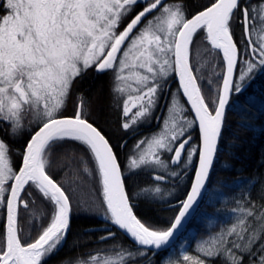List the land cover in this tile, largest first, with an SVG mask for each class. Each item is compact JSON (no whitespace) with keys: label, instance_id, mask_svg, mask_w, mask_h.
<instances>
[{"label":"snow or ice","instance_id":"snow-or-ice-1","mask_svg":"<svg viewBox=\"0 0 264 264\" xmlns=\"http://www.w3.org/2000/svg\"><path fill=\"white\" fill-rule=\"evenodd\" d=\"M236 24L242 26L252 56L244 58L246 67L238 75L242 82L264 70V35L253 39L257 30L264 28V0L254 7L243 0H209L191 18L184 5H168L165 0H0V124L10 136L18 134L25 118L36 124L18 169L13 166L8 144L0 139V208L5 213L0 264H46L65 242L72 204L50 174V157L67 142L80 144L89 154L92 166L83 156L79 163L83 173L100 186L103 220L138 245L160 249L169 243L205 188L219 150L226 106L233 93L242 91L243 85L234 80L240 62L234 39ZM201 37L211 45L206 51L217 56L222 53L223 59L222 87L211 102H206L192 67L194 39ZM89 68L112 72V91L123 97L126 119L121 127L126 132L135 131L132 126L152 114L168 78H179L178 91L190 104L193 119L184 118L185 106L174 96L160 131L139 140L134 146L137 155L128 162L130 171L150 167L177 176L178 172L169 171L170 164L188 167L194 157L197 159L191 191L167 230L150 228L134 213L114 146L90 122L84 97L77 96L73 115H64L74 83ZM194 129L199 130L202 146L192 142ZM63 159L75 162L72 156ZM154 179L165 177L156 175ZM160 192L155 186L140 194L148 197ZM37 197L43 204L39 211L29 207ZM21 208L31 218L46 219L35 239L22 236ZM233 214L235 221L213 238L215 250L202 244V254L222 257L228 264H243L245 256L249 264H264V205L257 210L249 201L234 208ZM114 236L115 232L109 231L100 239ZM145 254L142 249L135 253L122 249L114 255L98 252L87 261L78 258L69 264H127ZM182 259L205 264L187 254Z\"/></svg>","mask_w":264,"mask_h":264},{"label":"trees","instance_id":"trees-1","mask_svg":"<svg viewBox=\"0 0 264 264\" xmlns=\"http://www.w3.org/2000/svg\"><path fill=\"white\" fill-rule=\"evenodd\" d=\"M175 1L185 6L189 18L196 12L203 10L209 2V0ZM234 39L240 49L238 77L242 68V58L247 55L246 42L240 24H236L234 27ZM197 40L202 43L205 49H211L208 42L202 37L195 38L194 43ZM207 53L206 57L211 62V66L206 71L204 70L201 75L195 72L206 102H211L217 97L222 87L223 61L220 55H214L216 56V61H214L213 54L209 51ZM247 56L249 57V55ZM196 66L199 67V64ZM192 67L195 69L194 65ZM110 75L111 73L94 75L91 70H88L77 78L72 93L73 96L82 95L85 101L89 102L91 107L90 122L94 123L114 146L123 174H125V161L123 158L132 144L128 142L124 150L119 147V141L125 137L126 133L119 131L118 113L112 106ZM247 83L241 92L233 93L206 195L196 219L188 232L179 241L181 243L190 239L189 252L192 253L191 255L194 258L203 260L205 264H228L222 257L212 258L203 255L200 247L202 244L210 245L215 250L213 238L217 237L222 230L230 227L236 219L233 209L245 206L249 201L256 205L257 210L264 205V198L261 197V191L264 189V70L259 72L251 82ZM175 86L179 90L177 81ZM69 112L72 113L66 114L67 116L74 113L71 110ZM35 128L27 134L21 133V136L17 134L18 136L15 135L17 138H11L10 153L12 150L13 153L21 154ZM72 150H74V155ZM66 156H72L75 162L69 164L68 160L63 159ZM80 156L87 159L89 166H92L87 150L74 142H67L62 148H57L50 157L52 162L50 174L69 195L72 204V215L65 242L59 251L47 258L46 264H64L67 261L74 262L78 258L87 261L90 255L98 252L101 255H110L119 252L120 249L133 253L139 249L115 226L103 220L102 216L83 211V202H88L94 192L97 193V198L101 203L102 196L97 180L83 173L82 166L79 163ZM20 162L21 158L20 160L18 158L16 167H19ZM141 174L135 173L130 178L124 176L126 191L130 197L133 210L137 217L150 228L167 230L175 218L176 211L166 210L163 208L164 205H159L148 200V198L139 196L141 187L148 185L147 179ZM192 176L193 174L189 175L186 181L183 182L184 192L182 196L187 192ZM139 181L143 183H140L139 188L136 189L133 184ZM89 188L91 191H89ZM77 202L80 208L75 211L74 204ZM29 207L39 211L43 207L41 199L37 197L36 203L34 205L30 203ZM4 215L5 213L1 218L0 230L3 228ZM42 222L46 223V219L42 221L40 218H31L29 213L21 208L19 227L23 229L22 236L25 239L37 238ZM103 224L111 225V232H115L116 235L114 238L101 241L100 237L107 234V232L101 230L102 228H99ZM193 226L195 231L191 229ZM261 242L264 243V241ZM177 246L178 244L156 256L152 252L142 249L146 254L137 255L134 260L129 259L127 264H193L190 261L185 262L181 258ZM221 248H223V245H221ZM243 264H249L247 256L244 257Z\"/></svg>","mask_w":264,"mask_h":264},{"label":"rangeland","instance_id":"rangeland-1","mask_svg":"<svg viewBox=\"0 0 264 264\" xmlns=\"http://www.w3.org/2000/svg\"><path fill=\"white\" fill-rule=\"evenodd\" d=\"M254 3L252 4V6L251 7H254V6H257V5H259L260 3H261V0H254L253 1ZM175 4H182V3H180V2H174V3H172V4H170V5H175ZM187 14V13H186ZM262 35H264V28H260V29H258L257 30V32L255 33V35L253 36V39L254 40H257L260 36H262ZM209 45V44H208ZM209 48H210V46H209ZM197 53H198V55H197ZM206 54H208L207 53V51H206V49L203 47V45H202V43L201 42H199V40H197V41H195V43H194V46H193V59H192V65H194V67H195V69H196V72H197V74L198 75H201L203 72H204V70L206 71V69L208 68V67H210L211 66V62L210 61H208V59H207V57H206ZM247 55H249V57L247 56ZM247 57H248V59L250 60V59H252V56H251V54H249L248 53V50H247ZM210 56V55H209ZM214 56V55H213ZM211 58H212V56H210ZM215 57L216 56H214V58H213V60L214 61H216V59H215ZM244 56H243V58H242V68L241 69H243V68H245L246 67V65L244 64ZM199 64V67L198 66H196V65H198ZM240 69V70H241ZM89 70V69H88ZM87 70V71H88ZM262 70H258V71H255L253 74H252V78L249 80V79H245V81H239L238 80V77H237V83H241L242 85H243V87H242V89L244 88V86L246 85V84H248L247 82H251L257 75H258V73L259 72H261ZM196 72H195V75H197L196 74ZM216 72V71H215ZM240 72V71H239ZM239 75V74H238ZM170 77H172V76H170ZM169 77V78H170ZM79 78V77H78ZM112 78H113V75H112ZM112 85H113V80H112ZM73 89V88H72ZM111 92L112 93H114L113 91H112V88H111ZM176 97L177 99H179L180 101H181V103H183L184 104V106H185V109H186V111L184 112V118H186V119H190L189 117H188V111H187V106L185 105V103L183 102V100H182V98L180 97V95H179V91L176 89L174 92H173V94L171 95V97H170V101H169V105H168V107L170 106V104H171V102H172V98L173 97ZM117 97H121V96H119V94H117ZM76 98H77V96L75 95V96H73V93L71 92V96H70V98H69V101H68V104H67V107H66V109H65V111H64V115H66V114H70V113H72V112H69V110H71V111H74V105H75V103H76ZM155 110V108L153 109V111ZM153 111H152V113H153ZM167 115H168V108H167V113H166V116H164L163 117V119L165 118V117H167ZM151 120H152V116L150 115V116H148L147 118H145L142 122H139V123H149V122H151ZM24 122H25V120H24ZM29 124V121H27V125ZM31 124H32V126H33V128H34V126L36 125L34 122H31ZM162 125H163V122H162ZM135 126V125H134ZM24 127V126H23ZM161 129V128H160ZM160 129L158 130V131H156V132H153V133H150V134H147V135H143V136H140L137 140H136V142L135 143H133L129 148H128V150H127V153H126V161H125V172H126V175L127 174H134V173H136V174H141V175H143V177L144 178H147L149 175H152V174H160V175H163V176H167V177H169L171 180H177L179 177H180V174H181V172L184 170V166L183 165H181L180 167H178V168H171V164L169 165V171H176V172H178L179 173V175H177V176H171V175H169L168 173H166V172H163V171H160L159 169H154V168H150V167H144V168H142V170H135V171H130V170H128V162H129V158L130 157H135L136 155H137V150L135 149V144L139 141V140H141V139H145V140H147V139H150L152 136H153V134H155V133H157V132H159L160 131ZM164 158L165 159H167L168 158V154H165V156H164ZM194 160H195V157H194V159H193V162H192V164L194 163ZM191 164V165H192ZM190 166V165H189ZM188 168V167H187ZM160 183V182H159ZM159 183H150L149 185H147V186H142L141 187V190L142 189H145V188H154L155 186H159L160 188H161V192L160 193H153V194H151L150 196H148V197H145L144 195H141L140 193H141V191L139 192V196H142V197H145V198H148V200H150V201H152V202H155V203H157V204H159V205H163L164 204V206H166V205H168V204H170V203H172L174 200H176V199H178L180 196H182V193L184 192L183 191V186L182 185H180V186H177V187H170V188H168L166 185H163V184H159ZM89 191H91L90 190V188H89ZM89 193V192H88ZM97 193L96 192H94L93 193V195L90 197V199L88 200V202H83V207L85 208V210H84V208H83V211H86V212H89V213H92L93 215H97V216H103V211H104V207H103V205H102V203L100 202V200H98V198H97ZM86 203V204H85ZM163 206V207H164ZM80 208V206H79V204H78V202L76 203V204H74V210L76 211V210H78ZM82 210V209H81ZM3 213H4V210L2 209V208H0V221H1V218H2V215H3ZM195 226V225H194ZM194 226L191 228L192 230H194ZM195 231V230H194ZM192 233H193V231H192ZM190 242H191V240L190 239H188V240H186V241H184V242H181L177 247H178V251H179V255L181 256V258L183 257V255H185V254H187V255H189V256H191V257H193L194 258V256L193 255H191L192 253H190L189 252V250H188V247L190 246ZM121 250V249H120ZM120 250H119V252H120ZM125 250V249H124ZM115 253H111L110 255H114ZM195 259V258H194ZM82 260H84V259H82ZM201 260V259H200ZM129 261V260H128ZM190 262H192V261H190ZM128 263V262H127ZM193 263V262H192ZM64 264H69V262L67 261V262H64Z\"/></svg>","mask_w":264,"mask_h":264},{"label":"flooded vegetation","instance_id":"flooded-vegetation-1","mask_svg":"<svg viewBox=\"0 0 264 264\" xmlns=\"http://www.w3.org/2000/svg\"><path fill=\"white\" fill-rule=\"evenodd\" d=\"M254 0H243L244 3L248 4L250 7L252 6ZM165 2L170 5L174 2H176L175 0H165ZM137 11H139V6H137L136 8ZM134 15V13H133ZM131 17H129L130 19ZM123 24L121 25V29L123 28ZM89 70H91V72L94 75H103V74H110L109 79H110V95H111V101H112V106L114 108V110L118 113V117H119V131H122L125 134V137L123 139H121L119 142L120 144V148L121 149H125V146L127 145L128 142H130V144H133L136 142V140L142 136V135H146V134H150L153 132L158 131L161 127H162V122H163V117L166 116L167 113V108L169 105V101H170V97L173 94V92L176 90V86H175V80L172 77L168 78L167 81V87H165L163 94L160 96V99L155 107V110L153 111V113L151 114L152 116V120L149 123H138L135 126L133 125L132 128L135 129V131H133L132 129H129L127 132L121 127L122 123L124 122V120L126 119L125 117H123L122 115V107H123V97H117L116 93H112L111 92V88H112V72L111 71H107V72H96L93 68H89ZM79 95V94H78ZM86 103L88 104V106L90 105L89 102L86 101ZM89 111L91 114V107L89 106ZM135 111H137V109H132V112L134 113ZM188 111V109H187ZM188 117L190 119H192L190 112L188 111ZM27 121H29V124L27 125ZM36 127V125L34 126ZM33 129V126L30 122V120L28 118H25V122H24V127L18 132L19 136H21V133H25L27 134L29 131H31ZM193 132V131H192ZM18 136V135H17ZM17 136H10L5 130H4V125L0 124V139L4 140L8 146H11V138H17ZM192 142L195 146H199V136L197 133V129H195L194 134L192 135ZM127 152H125L126 154ZM124 154V155H125ZM11 158H12V162H13V166L14 168L16 167V161L20 160L21 158V154H17V153H13L11 150ZM124 161H126V155L124 156ZM196 163V162H195ZM195 163H193L192 165L185 167L184 170L181 172L180 177H179V183H182V179L184 180L185 178H187L189 175H191L193 173V167L195 165ZM178 167H180L181 165H177ZM176 167V166H175ZM177 167V168H178ZM175 169V168H174ZM126 174V173H125ZM124 176L126 178H130L132 177L134 174H127ZM152 175H149L146 179L147 182H151L152 181ZM181 181V182H180ZM134 182L133 186H136V189H138L140 186V183H143L142 181H139L138 183ZM174 185H178V183H175ZM111 226V225H110ZM108 224H103L100 225L99 228L104 231V232H109V228H111ZM107 228V229H106Z\"/></svg>","mask_w":264,"mask_h":264},{"label":"water","instance_id":"water-1","mask_svg":"<svg viewBox=\"0 0 264 264\" xmlns=\"http://www.w3.org/2000/svg\"><path fill=\"white\" fill-rule=\"evenodd\" d=\"M191 18V17H190ZM210 45V44H209ZM211 47V45H210ZM219 51V50H217ZM221 57H222V53L220 54ZM238 66H239V63L237 64L236 66V69H235V73L237 75V71H238ZM236 75L234 76V80H236ZM176 79L177 81L179 82V78L178 76H176ZM232 96L233 94L231 95L230 97V100H229V103L228 105L226 106V110H225V116H224V123H223V128H222V132H221V136H220V139H219V143H218V147H219V144H220V140H221V137H222V134H223V130H224V124H225V119H226V114H227V111L229 109V106L231 104V100H232ZM184 100L186 101V97H184ZM186 104L188 105L189 109H190V104H188L186 102ZM192 115L194 117V112H192ZM198 130V129H197ZM198 133H199V130H198ZM199 137H200V134H199ZM200 146H202V142H201V139H200ZM218 153V152H217ZM216 157H217V154H216ZM215 162H216V158L214 160V163H213V166H212V169L210 171V174H209V178H208V181L206 182L205 184V188L201 191V195L197 198L196 202L193 204L192 208L189 210V212L186 214L185 218L182 219V223L181 225H179L177 227V229L175 230L174 232V235L172 237H170V240H169V243L162 246L160 249H155L154 247H150V246H141V245H138L129 235H127L125 232L119 230L117 228V230L122 233L135 247L139 248V249H143V250H146V251H149V252H152L154 254V256L158 255L159 253H162V252H165V251H168L169 249H171L178 241L179 239L186 233V231L188 230L189 226L192 224V222L194 221V219L196 218V215L201 207V204H202V201L205 197V194H206V191H207V187L209 185V182H210V179H211V175H212V172H213V169H214V165H215ZM176 165H172V167H175ZM196 168H197V163L196 165L194 166L193 168V171H194V174H193V178H192V182H191V185H190V188L187 192V195L190 193L191 191V186L194 182V179H195V171H196ZM156 175L153 176V179ZM155 180V179H154ZM156 181V180H155ZM160 182H168V180L166 179H163L161 180ZM125 190H126V187H125ZM127 192V191H126ZM187 195L186 197L181 200L180 202L178 203H175V204H172V205H168L165 207V209L167 210H171V209H176V208H179V211L181 210L182 208V202L186 200L187 198ZM135 213V212H134ZM179 214V212H178ZM177 214V215H178ZM176 218V217H175ZM175 221V219H174ZM173 221V223H174ZM115 237V236H114ZM113 237V238H114ZM112 239V238H110ZM106 240H109V239H106ZM102 241H105V240H102Z\"/></svg>","mask_w":264,"mask_h":264}]
</instances>
